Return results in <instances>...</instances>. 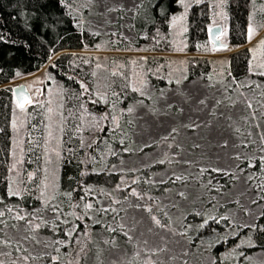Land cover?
Returning a JSON list of instances; mask_svg holds the SVG:
<instances>
[{
	"label": "trees",
	"instance_id": "1",
	"mask_svg": "<svg viewBox=\"0 0 264 264\" xmlns=\"http://www.w3.org/2000/svg\"><path fill=\"white\" fill-rule=\"evenodd\" d=\"M76 1L78 0H0V211L6 213L3 219L8 224L0 239L23 243L28 254L38 257L30 261V264H56V261L58 264H68L76 255L77 249L83 247L84 252L76 258L80 264L91 254L98 233L103 242L110 241L113 237L124 240L121 235L109 232L107 228L116 227L118 223L127 226L133 224L129 218L136 209L133 205L135 196L131 195L134 188L143 197L140 199L142 204L139 210L152 205L153 214L162 223L172 225L175 222L188 228L185 239L189 248H204L213 264H244L246 257L258 252L264 253V231L260 230L264 227V216L257 219L254 229L242 230L236 237L226 236L231 227L230 219L219 222L212 219L222 216L229 218L235 209L234 203L218 200L221 199L218 196H224L234 186L235 179L231 175L208 169L206 173L211 183L203 188L205 196L202 209L180 214L176 219L170 215L169 209L158 206L155 208L147 200L149 197L160 201L169 193L174 194V190L181 186V182H173V178L168 179L167 183L156 181L168 168L164 163L135 171L124 168L127 160L133 156L132 121L136 113L135 105L149 100L146 98V88L133 91L131 74L139 70L146 75L148 84H154L156 89L166 88V80L161 78L160 68L164 58H127L131 59L127 63L128 68L112 75L108 81L107 100L98 103V106L88 102V95H95L96 67L95 56L87 52L97 50V36L78 27L70 8ZM251 1H227V18L223 29L227 30L226 44L231 48L227 52L233 51L228 55V82H243L251 77L249 69L252 56L248 47ZM181 9L180 0H155L153 8L146 13L142 30L137 32L133 41L130 40L132 42L126 41L123 49L128 50L133 44L132 50L143 48L145 52L153 54L172 52L170 21ZM261 17L264 26V9ZM211 28L210 5L204 2L192 6L188 11L186 51L190 55L187 58L189 80L207 77L212 71V60L206 56L208 48L212 46L209 40ZM129 33L132 39L133 32ZM261 38L264 40V34ZM44 68L46 74L61 82L63 89L60 180L59 190L52 200L47 199L45 191L47 161L44 149L47 129L43 116L41 119L29 120L23 164L24 190L19 196L10 195L12 121L14 108L17 106L13 86L10 84L17 79L38 74ZM255 79L262 81L264 77ZM84 87L88 89L87 96L84 95ZM113 93L118 95L123 111L119 127L108 122L104 130L95 131V125L100 124L101 118L97 110L108 113ZM30 106L27 108L30 109ZM129 108L133 111L128 112ZM36 115L37 113L34 116ZM36 126L39 127L38 130H35ZM255 163L257 167L252 168V173L258 174L259 160ZM123 178L135 182L128 189H119ZM67 193H71V198ZM255 197L264 213V200ZM112 200L122 202L112 204ZM88 202H92L94 207L110 206L121 211L115 220L113 216L116 214L111 212L98 215L91 211L85 215L83 205ZM50 204L58 205L62 211L60 221L56 220L55 213L48 206ZM7 209L13 211L9 214ZM29 213L36 217L31 223L40 224L38 229L27 230L23 221L14 219L17 214L27 216ZM77 216L81 219L78 220ZM96 217L101 223H97V220L95 223ZM65 220L68 223H64ZM70 231L73 232L71 238L65 234ZM130 234L134 236L135 232ZM25 236L35 237V241H25ZM249 243L255 247H249ZM2 250L13 251L11 248ZM23 254L13 251V257L0 256V259L8 264V260Z\"/></svg>",
	"mask_w": 264,
	"mask_h": 264
},
{
	"label": "rangeland",
	"instance_id": "2",
	"mask_svg": "<svg viewBox=\"0 0 264 264\" xmlns=\"http://www.w3.org/2000/svg\"><path fill=\"white\" fill-rule=\"evenodd\" d=\"M227 1L184 0V3H181V11L170 21L172 52L161 54L147 53L143 48L132 50L134 47L132 43L128 50L123 49L126 41L132 42L137 32L142 30L146 13L153 8L155 0H78L70 8L78 27L97 36V50L87 52L95 56L96 67L95 95H88V102L98 106V103L107 100L108 81L113 73L117 74L128 68L127 63L131 59L127 58L140 56L164 58L160 68L161 78L166 80V88L156 89L154 84H148L146 75L139 70L131 74L132 88L136 91L146 88V98L149 100L144 104L135 105L136 113L132 121L133 156L127 160L124 168L135 171L154 164H162L159 161L163 160L168 168L158 176L156 180L158 183H164L170 178L175 179L176 176L185 179L179 181L181 186L174 190V194L169 193L160 201L149 197L147 200H150L155 208L158 206L169 209L170 215L176 219L180 214L202 209L205 196L203 188L210 181L206 173L208 169L215 168L221 170L216 172L235 174V178L231 175L235 179L234 186L224 196H218L221 198L218 200L236 205L229 215L231 227L226 233V236L236 237L242 230L254 229L262 213L261 205L252 203L256 200L255 196H258V189L255 188L258 182L247 180V176L252 174L248 161L264 155V152L260 151L261 134H264V80L261 81V78L259 81L255 77L261 76L250 73L251 77L239 82L244 85L243 87L228 82V55L233 51L215 52L213 46L208 48L206 55L212 60L211 73L207 77L189 80L187 58L190 55L186 53L189 9L207 2L211 8L212 27L223 28L227 18ZM251 2L250 22L254 33L248 47L252 56L250 65L253 71H256L260 65H264V46L260 45L264 34L261 20L264 0ZM129 32H133L132 39ZM226 37L227 30L224 28L221 38L224 44L227 42ZM45 70L46 68L38 74L17 79L10 84L13 87L27 86L33 98L30 109H21L18 106L14 108L10 189L18 194L11 196H19L24 190L23 164L29 120L41 119L42 116L45 118L47 129L44 149L47 161L45 181L47 199L52 200L59 190L63 89L61 82L46 74ZM257 84L260 87L254 86ZM87 94L88 89L84 87V95ZM110 100L111 106L107 114L97 110L101 118L100 124L95 125V131L104 130L108 122L117 127L123 116L118 95L111 94ZM201 100L206 103L200 104ZM217 101L221 103L217 105ZM248 102L252 104L251 109L247 107ZM38 129L36 126L35 130ZM173 129H176V132H173ZM225 142L227 147L223 146ZM245 143L249 147H243ZM237 155L240 159H236ZM202 168L206 169L203 174L200 172ZM133 182L123 178L119 189H128ZM180 192H184L187 198L179 196ZM135 204L142 202L135 197L133 205ZM133 218L139 222L134 237L139 241L141 248L145 247L143 241L146 239L148 249H166L153 257L160 264H213L204 248H189L185 239L188 228L182 227V224L174 222L166 228H159L151 221L147 212L137 209L130 214L129 219L132 222ZM157 218L160 219L158 216ZM96 220L97 217L95 223ZM149 228L152 229L151 232L148 231ZM140 233H143V236H140ZM96 238L97 242L91 254L80 264H127L131 249L126 253L127 246L124 240H116L117 246L113 247L111 244H105L99 233ZM249 257L250 260L245 259L246 264H264V253L258 252ZM143 258L142 255L141 259Z\"/></svg>",
	"mask_w": 264,
	"mask_h": 264
},
{
	"label": "snow or ice",
	"instance_id": "3",
	"mask_svg": "<svg viewBox=\"0 0 264 264\" xmlns=\"http://www.w3.org/2000/svg\"><path fill=\"white\" fill-rule=\"evenodd\" d=\"M180 3H184V0H180ZM175 17L173 18V20L175 21ZM209 31H211V29H209ZM254 33V29L252 28V26L250 25L248 28V39L251 40L252 36ZM222 34V32H217L215 39L219 40L220 39V35ZM260 45L264 46V40L260 41ZM99 67V66H98ZM250 73L252 75H259L261 77H264V65H260L259 69L256 71H253L251 65H250ZM113 75H115V73H113ZM186 79V77H185ZM210 79V77H209ZM177 83H179V81H177ZM237 84V87H243L244 85L240 84L239 82H235ZM255 87H260V85H254ZM83 87V85H82ZM249 87H253L251 85H249ZM133 91H136V89L134 88ZM32 101L27 98V96L25 95L24 92L20 93V100L18 101V107L23 109L25 103H31ZM206 102L204 100L200 101V104H205ZM221 103V101H217L216 104L219 105ZM234 106V105H233ZM247 107L249 109L252 108V104L251 102L247 103ZM51 111V109H50ZM133 110L131 108L128 109V112H132ZM213 114H215L213 112ZM106 118V117H105ZM113 120H115V117H113ZM117 127H119V125H116ZM187 127H192V125H187ZM173 132H176V129L172 130ZM238 131V129H237ZM164 139H168V137H164ZM261 141H262V146L260 148L261 152H264V134H261ZM121 143H124L123 140L120 141ZM224 147H227V142H225V144L223 145ZM171 147V145H170ZM194 147H199V145H194ZM243 147L247 148L249 147V145L247 143H245L243 145ZM125 151H128V149H125ZM236 159H240V156L237 155ZM258 159L259 163H260V167H259V172L257 173H252L249 174L247 176V180L251 181V180H257L258 183L255 185V188L258 189V200H264V155L255 158L253 157L252 159H250L248 161V167L249 168H255L257 167L256 163H254V160ZM159 163H164L163 160L159 161ZM206 171V169H200L201 174H203ZM212 171L216 172V171H221L220 169H215L213 168ZM243 171V170H242ZM233 176V178H235V174H230ZM185 178L181 177V176H176L175 177V181H183ZM135 182V181H134ZM165 183H167V181H165ZM209 183H211L209 181ZM89 191H91V189H89ZM217 191H219V189H217ZM18 193L12 191L10 189V195H17ZM43 195V193H42ZM69 198H71V193H67L66 194ZM131 195L137 197V199H143V197L136 192V190L133 188L131 190ZM179 196L187 198L185 196L184 192H180L178 193ZM52 199H55V197L53 196ZM81 199H84V197H81ZM122 201L121 200H112V204H120ZM257 200H253L252 203L255 204L257 203ZM237 203H239V201H237ZM49 207L52 208L53 212L56 215V220L60 221L61 216H63L62 211L60 210L58 205H48ZM134 207L136 209H141V205L140 204H136L134 205ZM83 209H84V214L87 215V213L91 212V211H95L98 215H103V214H108L109 212L114 213L116 215L113 216V219L115 220L118 216H119V211L117 208L115 207H99L96 206L94 207V204L92 202H88L85 203L83 205ZM13 210L12 209H7V212L10 214ZM123 211H127V209H123ZM143 211L147 212L150 215V219L151 221L155 224V226L159 227V228H166L167 227V223H162L161 219H158L156 215H153V208L150 206H145L143 208ZM247 211V210H245ZM6 213L4 211H0V236L4 235V227H7L8 224L7 222L3 219V217H5ZM163 215H167L166 213H163ZM261 216H264V213H261ZM78 220L81 219L80 216L76 217ZM90 218V217H89ZM14 219L16 221H23L25 223V225L27 226V230H31L33 228L38 229L40 227V224L37 223L35 225H33L31 223V221L33 219H36L35 216H33V214L29 213L27 216L24 214H17ZM122 219V218H121ZM213 220H216V222H219V220H228L229 218L227 216H222L219 219H217L216 217L212 218ZM64 223H68V221H63ZM97 223H101V221L97 220ZM139 222L135 220V218H133V224L131 226H127L124 223H118V225L116 227H108L107 230L109 232L112 233H118L119 235H121L124 238V244L127 246L125 251L126 253L128 252L129 249H131V253H130V259L127 261V264H160V262L158 260L153 259V257H156L159 255V253L161 251H165L166 249H157V250H152V249H148L146 246L148 244V241L145 239L143 241V244L145 245L144 248L140 247V243L137 240L136 237H134L132 234L136 231V225ZM205 223H207V220L205 221ZM12 227H15V225H12ZM76 227L78 228L79 225H76ZM261 231H264V227H262L260 229ZM149 232L152 231L151 228L148 229ZM69 238H71L73 236V232H67L65 233ZM140 236H143V233H140ZM25 241L27 240H33L35 241V237H29V236H25L23 238ZM78 244L80 243V241H76ZM38 243V241H37ZM59 243V242H58ZM105 244H111V246L116 247V239L115 237H113L110 241L106 240L104 241ZM249 247H255L254 244L249 243L248 245ZM3 248H11L13 249L14 252L16 253H24L23 255H17L14 258L8 260V264H30V261L38 259V257L35 256H31L30 254H28V250L26 248H24L23 243H21L20 241H16L15 243L11 242L10 239H0V256H3L5 258H9V257H13V251H8L5 252L2 249ZM81 252H84V248L81 247L79 249H77L76 251V255L73 256V258L71 260H69L68 264H78L77 261V257L80 255ZM143 255V259H141V256ZM53 260H56V258H52ZM246 259L250 260L251 257H246ZM0 264H5V260L4 259H0ZM56 264H58V261H56Z\"/></svg>",
	"mask_w": 264,
	"mask_h": 264
},
{
	"label": "water",
	"instance_id": "4",
	"mask_svg": "<svg viewBox=\"0 0 264 264\" xmlns=\"http://www.w3.org/2000/svg\"><path fill=\"white\" fill-rule=\"evenodd\" d=\"M217 32H222L219 40L215 39ZM222 35H223L222 26H216V27L211 28V31L209 34V40H210V43L212 44L213 50L215 52H224V51L230 50V47L221 41ZM21 92H24L25 95L27 96V98H29L32 101L31 103H25L24 108H23V109H25V108L29 107L30 105H32L33 98H32L31 93L29 92L27 86H25V85L15 86V87H13V93H14V98H15L17 106H18V101L20 100V93Z\"/></svg>",
	"mask_w": 264,
	"mask_h": 264
}]
</instances>
